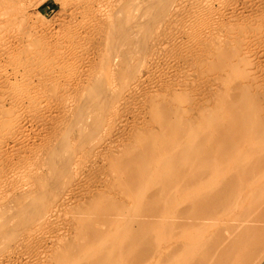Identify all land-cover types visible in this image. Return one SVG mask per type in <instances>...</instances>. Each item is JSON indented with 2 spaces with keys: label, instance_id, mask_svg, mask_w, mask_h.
<instances>
[{
  "label": "bare ground",
  "instance_id": "1",
  "mask_svg": "<svg viewBox=\"0 0 264 264\" xmlns=\"http://www.w3.org/2000/svg\"><path fill=\"white\" fill-rule=\"evenodd\" d=\"M257 6L84 0L49 55L14 58L39 69H0V264H264Z\"/></svg>",
  "mask_w": 264,
  "mask_h": 264
},
{
  "label": "rangeland",
  "instance_id": "2",
  "mask_svg": "<svg viewBox=\"0 0 264 264\" xmlns=\"http://www.w3.org/2000/svg\"><path fill=\"white\" fill-rule=\"evenodd\" d=\"M84 0H16L15 1V7L18 8V15H20L19 22L16 23L9 31L10 38L14 43V48L11 50L12 53H10L9 56H13V58L9 57L4 58L0 57V69L3 70V72H6V79L9 84H13L12 78L10 76L12 70L14 72H17L18 74H24L26 76L27 72L30 74V71H35L36 69H39V66H42V63L37 64L34 66H29L27 63L26 65L31 68H27L24 63L17 64L15 61V57L19 58V61H22L23 57L28 56L29 54H36V52L41 53V56L45 57L46 55H49L51 52H49V49L54 47L56 49V42L62 40L61 38H65L68 36H64V34H68L71 32L69 29H71L73 24L75 22H78L79 18L78 14L80 13V7L82 5ZM258 1V10H261L260 12L264 14V0H257ZM262 1V2H261ZM80 4V5H78ZM257 5V3H256ZM80 6V7H79ZM77 7V13L74 9ZM16 8V9H17ZM260 8V9H259ZM70 9V10H69ZM75 10V12H74ZM76 13V14H74ZM245 13V14H244ZM242 15H247L248 12H244ZM75 15V16H74ZM73 18V19H72ZM72 21V22H71ZM66 24V25H65ZM250 31L253 32H260V26L257 24L255 27L251 26ZM259 27V28H258ZM67 28V30H66ZM249 29V28H248ZM252 29H258V30H252ZM263 27L261 28V32L263 31ZM68 31V33L66 32ZM66 32V33H65ZM249 32V30H248ZM251 32V33H253ZM250 33V32H249ZM49 35V36H48ZM62 35V36H61ZM58 37V38H57ZM60 37V38H59ZM9 38V40H10ZM48 38V39H47ZM64 41V39L62 40ZM60 41V42H62ZM11 43V42H10ZM22 44V45H21ZM42 47V48H41ZM41 48V49H40ZM48 48V49H47ZM37 49V50H36ZM43 50V55H42ZM51 51L53 50L50 49ZM48 52L49 54H46L45 52ZM22 52V54H21ZM45 53V55H44ZM28 54V55H27ZM25 59V58H24ZM43 59V58H41ZM45 60V59H44ZM42 61V60H41ZM9 62V63H8ZM14 65V66H13ZM20 65V69L17 68ZM22 66V67H21ZM12 67L15 69H12ZM37 67V68H36ZM25 68V72L23 70ZM30 69V71H28ZM20 70V72H19ZM27 70V71H26ZM22 71V72H21ZM16 74V73H15ZM22 74V75H23ZM27 74V76H28ZM26 76V77H27ZM24 78V76L22 77ZM16 87H18V83L15 82ZM6 88V86L1 87L0 90L4 93H14L13 87ZM15 88V87H14ZM12 89V90H11ZM26 89V88H25ZM7 90V91H6ZM6 91V92H5ZM9 91V92H8Z\"/></svg>",
  "mask_w": 264,
  "mask_h": 264
}]
</instances>
